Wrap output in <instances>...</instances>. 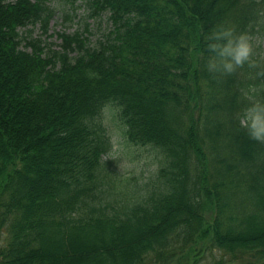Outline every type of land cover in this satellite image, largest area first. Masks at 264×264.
Listing matches in <instances>:
<instances>
[{
    "label": "trees",
    "instance_id": "obj_1",
    "mask_svg": "<svg viewBox=\"0 0 264 264\" xmlns=\"http://www.w3.org/2000/svg\"><path fill=\"white\" fill-rule=\"evenodd\" d=\"M88 3L104 38L61 32L46 54L18 32L46 27L45 0H0V264L264 261V143L238 119L264 105V57L207 67L213 33L264 30V0ZM113 106L157 156L142 180L104 158Z\"/></svg>",
    "mask_w": 264,
    "mask_h": 264
},
{
    "label": "rangeland",
    "instance_id": "obj_2",
    "mask_svg": "<svg viewBox=\"0 0 264 264\" xmlns=\"http://www.w3.org/2000/svg\"><path fill=\"white\" fill-rule=\"evenodd\" d=\"M45 5L51 10L46 27L37 22L18 28L22 48L29 46V43H40L44 53L51 54V50L61 49L58 36L61 32L69 35L78 33L92 46L102 40L110 28L108 13H93L88 0H45ZM261 31L253 36L251 45L254 55L264 57V30ZM116 112L117 108L113 106L105 115L111 147L104 158L125 176L142 180L152 171L157 156L149 145H135L126 140L124 126ZM250 259H234L214 249L205 254L200 264H255V261L250 263ZM256 263L264 264V261Z\"/></svg>",
    "mask_w": 264,
    "mask_h": 264
},
{
    "label": "clouds",
    "instance_id": "obj_3",
    "mask_svg": "<svg viewBox=\"0 0 264 264\" xmlns=\"http://www.w3.org/2000/svg\"><path fill=\"white\" fill-rule=\"evenodd\" d=\"M208 39L217 41L208 48L216 53L218 62H210L209 71H222L231 74L246 63L251 64L253 48L245 35L233 36L231 30L213 33ZM223 41V43H220ZM240 126L248 131L251 139L264 143V105L253 104L238 117Z\"/></svg>",
    "mask_w": 264,
    "mask_h": 264
}]
</instances>
